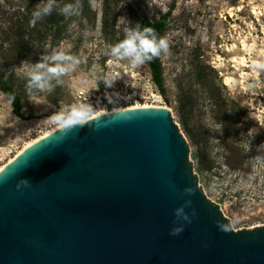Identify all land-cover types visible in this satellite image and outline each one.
Listing matches in <instances>:
<instances>
[{"label":"rangeland","instance_id":"obj_1","mask_svg":"<svg viewBox=\"0 0 264 264\" xmlns=\"http://www.w3.org/2000/svg\"><path fill=\"white\" fill-rule=\"evenodd\" d=\"M44 0H40L43 4ZM26 0H0V38L14 11ZM71 3H74L72 0ZM58 5V2H56ZM173 11L163 36L170 55H162L165 93L152 79L147 63L131 67L107 54L124 38L126 20L158 17ZM57 39H48L38 60L20 58L5 68L23 97L17 118L0 93V167L31 140L55 128L50 117L81 102L95 106L108 92L109 107L164 105L189 146L198 186L221 208L236 231L264 227V0H82L79 15L64 16ZM54 50L78 57L75 71L54 89L27 90L26 68ZM24 62V63H22ZM115 78L106 87L103 78ZM229 78L232 87L225 85Z\"/></svg>","mask_w":264,"mask_h":264},{"label":"water","instance_id":"obj_2","mask_svg":"<svg viewBox=\"0 0 264 264\" xmlns=\"http://www.w3.org/2000/svg\"><path fill=\"white\" fill-rule=\"evenodd\" d=\"M189 152L166 108L41 139L0 172V264H264V227L236 231Z\"/></svg>","mask_w":264,"mask_h":264},{"label":"clouds","instance_id":"obj_3","mask_svg":"<svg viewBox=\"0 0 264 264\" xmlns=\"http://www.w3.org/2000/svg\"><path fill=\"white\" fill-rule=\"evenodd\" d=\"M81 9L82 0H74V3L60 7L59 13L68 17L79 15ZM54 10H56V0H44L43 6H37L33 12L30 24L34 26L38 21L51 15ZM124 20L126 21L123 29L124 38L109 46L107 54L110 57L116 61H128L130 66L135 68L162 55H170V44L166 36H159L152 27H141L139 23L132 26L130 21ZM80 63L78 57L63 51L54 50L50 55L42 56L38 62L26 68L28 92L30 94L34 91L51 92L54 89L53 81L58 83L63 76L75 71ZM255 67L264 69V64H256ZM102 81L106 87H112L116 80L109 75ZM94 112L95 107L91 103L81 102L53 114L50 120L58 132L66 135L74 129L88 125ZM20 183L27 185L28 182L22 180ZM19 186L18 184L17 187ZM186 192L192 194L191 189H186ZM220 227L223 230V227ZM178 232L179 229H174L172 234L175 235Z\"/></svg>","mask_w":264,"mask_h":264},{"label":"trees","instance_id":"obj_4","mask_svg":"<svg viewBox=\"0 0 264 264\" xmlns=\"http://www.w3.org/2000/svg\"><path fill=\"white\" fill-rule=\"evenodd\" d=\"M56 10L51 15L45 17L42 21H38L34 26L30 24L32 14L37 6H43L40 0H26L24 7L13 12L12 18L19 16L18 24L12 23L7 30L2 32L0 38V93L7 96L12 105L13 114L21 120H30L33 115L26 116L24 114L23 97L15 88L10 76H6L5 68H11L15 64L14 54L24 59L34 56L37 60L43 52L44 47L49 38L57 39L60 34L59 22L64 17L59 13V8L65 4H69L72 0H56ZM173 11L169 10L160 13L158 17L153 19L144 18L137 20L141 27L148 26L156 30L159 36H163L167 26L172 19ZM152 75L153 82L158 89L165 93V83L163 78V68L161 58H155L147 62Z\"/></svg>","mask_w":264,"mask_h":264},{"label":"bare ground","instance_id":"obj_5","mask_svg":"<svg viewBox=\"0 0 264 264\" xmlns=\"http://www.w3.org/2000/svg\"><path fill=\"white\" fill-rule=\"evenodd\" d=\"M225 85L232 87V82L229 78L225 80ZM136 93L133 96H123L121 97V101L127 102V106L125 107H115L113 109H105L104 106L101 105L103 103L102 101H99L94 107H95V112L91 120L101 117L103 115H107L110 113H117V112H122V111H129V110H135V109H144V108H166L168 109L167 106L164 105H151V104H133L132 100L133 97H136ZM58 129L55 127L52 130H49L47 132L42 133L38 138L31 140L29 143H27L17 154L12 157L6 164H4L2 167H0V172L5 169L9 164H11L17 157H19L24 151H26L29 147L40 141L41 139L51 135L53 132L57 131Z\"/></svg>","mask_w":264,"mask_h":264},{"label":"built area","instance_id":"obj_6","mask_svg":"<svg viewBox=\"0 0 264 264\" xmlns=\"http://www.w3.org/2000/svg\"><path fill=\"white\" fill-rule=\"evenodd\" d=\"M103 92H104L105 98H107V100H106L107 102H106V104H105L104 101H103V99H101L102 102H103L102 104H103L105 107L110 108V107H109V106H110V105H109L110 100H109L108 92H107L106 90H104Z\"/></svg>","mask_w":264,"mask_h":264}]
</instances>
